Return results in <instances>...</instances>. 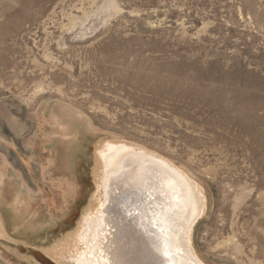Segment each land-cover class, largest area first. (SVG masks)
I'll return each mask as SVG.
<instances>
[{
    "label": "rangeland",
    "instance_id": "374dc122",
    "mask_svg": "<svg viewBox=\"0 0 264 264\" xmlns=\"http://www.w3.org/2000/svg\"><path fill=\"white\" fill-rule=\"evenodd\" d=\"M109 141L201 186L204 264H264V0H0V264H53Z\"/></svg>",
    "mask_w": 264,
    "mask_h": 264
},
{
    "label": "bare ground",
    "instance_id": "6f19581e",
    "mask_svg": "<svg viewBox=\"0 0 264 264\" xmlns=\"http://www.w3.org/2000/svg\"><path fill=\"white\" fill-rule=\"evenodd\" d=\"M96 153L97 190L67 242L48 252L52 258L58 264H204L191 241L206 210L201 186L139 145L109 141Z\"/></svg>",
    "mask_w": 264,
    "mask_h": 264
},
{
    "label": "crops",
    "instance_id": "0c3cea01",
    "mask_svg": "<svg viewBox=\"0 0 264 264\" xmlns=\"http://www.w3.org/2000/svg\"><path fill=\"white\" fill-rule=\"evenodd\" d=\"M86 170H84L83 168H82V173H83V175L85 176V178L86 179H88V183H90V185L91 184H93V179H92V177L91 176H88V175H86ZM64 176H62V177H58V179H73V177H75V176H71V177H65V178H63ZM88 183H87V185H88ZM71 188V191H73L74 192V189H73V187L71 186L70 187ZM92 187H87V191H88V194L83 198V200L81 201V203L78 205V201H79V199H77V197H75V199L77 200V202L75 201L73 204L74 205H71V207H70V209L65 213V214H62L63 216H60L59 218L60 219H55V221L53 222V223H50L47 227H45L44 229H42V227L40 228V229H35V230H39V231H43V230H46V231H57L58 229H60V231H63V232H71V231H73L75 228V225H76V223L78 224V221H79V218L81 217V215L86 211V209H87V207H88V205H89V203H90V200H91V197H92V189H91ZM44 189V191L46 192V188L44 187L43 188ZM51 191H53V190H51ZM70 191V192H71ZM52 196H53V198L56 200V201H54V200H52ZM57 196L60 198L59 200H57ZM46 199L48 200V202L49 203H51L52 204V207H55V206H57V204L60 202V200H61V202H62V196H60V193H59V191H57V192H52V193H49L48 192V194H47V197H46ZM75 199H73V200H75ZM72 200V201H73ZM50 210L48 209V212H49ZM72 214H74V220H73V223H68L69 222V220H70V216L72 215ZM63 226H65V227H63ZM70 226V227H69ZM76 227H77V225H76ZM16 230H19V227L16 229ZM3 232H5V233H7V236L9 237V238H11L10 236H9V233H8V231L7 230H3ZM24 246H26V245H24ZM37 251H39V252H41L45 257H47V258H50V262L51 263H53V264H55L56 262L46 253V250L47 249H41V248H35Z\"/></svg>",
    "mask_w": 264,
    "mask_h": 264
},
{
    "label": "water",
    "instance_id": "95a60500",
    "mask_svg": "<svg viewBox=\"0 0 264 264\" xmlns=\"http://www.w3.org/2000/svg\"><path fill=\"white\" fill-rule=\"evenodd\" d=\"M92 198H93V196L91 197V200H92ZM91 200H90V203H91ZM90 203H89V205H88V207H87V208H89V206H90ZM87 210H88V209H87ZM87 210H86V211H87ZM86 211H85V212H86ZM85 212H84V213H85ZM84 213H83V214L81 215V217L79 218V221H78L77 227H78V225H79V222H80V220L82 219V217H83ZM129 220H130V223L132 224V221H131V219H129ZM75 229H76V228H75ZM75 229H74V230H75ZM74 230H73V231H74ZM2 231H3V230H2ZM73 231H71V233H72ZM1 237H2V236H1ZM1 237H0V238H1ZM50 250H51V249H47V250H46V253H47V254H48V255H49L51 258H52V256H51V255L48 253ZM48 259L50 260V258H48ZM52 259H53V258H52ZM53 260H54V259H53ZM54 261H55V260H54ZM55 262H56V261H55ZM55 264H58V263L56 262ZM131 264H134V263L132 262Z\"/></svg>",
    "mask_w": 264,
    "mask_h": 264
}]
</instances>
